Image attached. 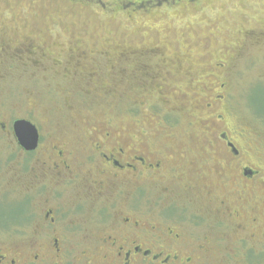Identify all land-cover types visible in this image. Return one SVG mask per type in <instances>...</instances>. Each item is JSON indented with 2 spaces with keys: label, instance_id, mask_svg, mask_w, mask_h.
I'll use <instances>...</instances> for the list:
<instances>
[{
  "label": "rangeland",
  "instance_id": "1",
  "mask_svg": "<svg viewBox=\"0 0 264 264\" xmlns=\"http://www.w3.org/2000/svg\"><path fill=\"white\" fill-rule=\"evenodd\" d=\"M151 1L0 0L1 122L12 129L16 120L33 121L47 147L52 142L70 143L68 137L78 143L82 131L101 124L122 132L155 131L165 116L178 125L183 134L179 143L185 146L191 119L176 121L173 114L164 115L171 107L161 100L160 87H142L140 77L128 70L178 61V68L200 74L205 70L220 79L217 84L226 83L224 91L216 85L215 93L231 100L236 123L247 137L264 144V0H178L174 8H166L165 0ZM84 62L101 71V81L89 85L82 81L84 74H74V67ZM221 62L226 66L219 69ZM182 83L178 91L168 88L170 94L192 92L180 89ZM31 160L19 152L13 131L0 129V249L17 264L23 263V255L31 258L44 237L34 230L32 217L17 222L28 198L17 174L20 167L30 169ZM46 191L40 202L52 198V190ZM72 197L76 195L70 191L56 197L64 217ZM35 206L29 207L30 216L34 210L42 214ZM240 213V218L224 221L236 228L237 222L251 224V213ZM212 220L197 231L196 243L206 246V258L192 257L186 264H251L246 257L252 249L254 262L258 257L256 264H264V212L257 216V227L242 235L224 227L218 215ZM67 249L68 264H118L105 259L109 251L95 241ZM180 263L185 264H171Z\"/></svg>",
  "mask_w": 264,
  "mask_h": 264
},
{
  "label": "flooded vegetation",
  "instance_id": "2",
  "mask_svg": "<svg viewBox=\"0 0 264 264\" xmlns=\"http://www.w3.org/2000/svg\"><path fill=\"white\" fill-rule=\"evenodd\" d=\"M177 2L165 0L164 5L174 8ZM84 63L74 67V74H84L81 80L89 85L101 81V71ZM225 66L218 64L219 69ZM128 70L140 77L142 87H160L161 100L171 107L164 115L173 114L176 121L183 116L191 119L188 143L180 144L183 134L178 125L161 116L162 125L155 131L122 132L109 123L101 124L82 131L78 143L68 137L70 143L52 142L46 147L40 127L31 121L39 131V144L29 152L17 141L19 152L33 163L30 169L20 167L17 176L26 196L33 199L32 208L36 204L42 209L41 215L34 210L31 224L44 237L38 238L31 258L23 255L22 264H68L67 247L93 241L109 251L105 259H116L118 264L183 260L186 264L192 257L206 258V246L196 243L197 231L202 223L213 224L215 215L224 227L234 229L231 221L224 220L249 211L251 224L237 222L236 231L242 235L257 227V216L264 212V144L247 137L236 123L231 100L215 93L216 85L224 91L226 83L217 84L220 79L205 70L200 74L178 68V61L155 69L141 65ZM178 83H182L180 89L192 92L170 94L172 86L178 91ZM0 129L14 133L13 126L1 120ZM48 189L52 198L40 202ZM69 191L76 197L64 217L56 197ZM106 211L109 216L104 215ZM4 251L0 249V264H17ZM166 252L170 254L162 260Z\"/></svg>",
  "mask_w": 264,
  "mask_h": 264
},
{
  "label": "water",
  "instance_id": "3",
  "mask_svg": "<svg viewBox=\"0 0 264 264\" xmlns=\"http://www.w3.org/2000/svg\"><path fill=\"white\" fill-rule=\"evenodd\" d=\"M15 136L18 144L25 151H34L39 144V131L30 121L22 119L16 120L13 124Z\"/></svg>",
  "mask_w": 264,
  "mask_h": 264
},
{
  "label": "trees",
  "instance_id": "4",
  "mask_svg": "<svg viewBox=\"0 0 264 264\" xmlns=\"http://www.w3.org/2000/svg\"><path fill=\"white\" fill-rule=\"evenodd\" d=\"M32 197L31 198H27L25 201H23V205H24V209H23V211H21L20 212V214H19V216H18V218L20 219L19 221H17V222H20V221H29L30 219H31V217L32 216H30L29 215V207L31 206V208H32ZM0 228H2V227H0ZM254 254H255V252H254V249H252V250H249L248 251V253H247V260H248V258L250 259V261H251V264H256V262H258L260 259L257 257V259H258V261H255L254 262Z\"/></svg>",
  "mask_w": 264,
  "mask_h": 264
}]
</instances>
